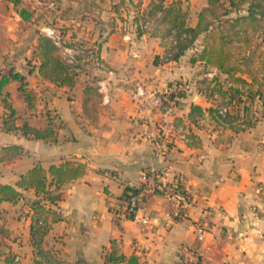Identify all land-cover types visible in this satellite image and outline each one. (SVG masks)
Instances as JSON below:
<instances>
[{"label":"crops","instance_id":"1","mask_svg":"<svg viewBox=\"0 0 264 264\" xmlns=\"http://www.w3.org/2000/svg\"><path fill=\"white\" fill-rule=\"evenodd\" d=\"M151 1L142 4V12ZM179 1L189 10L187 24L196 27L208 0ZM59 4L54 11L32 1L0 0V73L20 75L4 87L16 109L17 124L44 129L53 122L58 137L51 142L5 131L6 109L0 100V156L4 147L22 148L21 155L0 160V185L20 191L14 201L0 200V264H127L109 262L113 251L126 258L137 255L139 264H177L183 244L202 250L203 264H264V108L252 127L239 132L214 120L207 112L213 103L199 93L198 83L212 78L217 68L208 66L210 71L205 72L200 68L205 61L197 53L189 58L190 50L174 59L168 47L177 44L171 36L177 32L163 38L161 32L153 34L155 25L150 32H140L129 0H59ZM23 9L29 19L22 16ZM45 26L63 33L64 47H58L62 57L65 48L79 43L94 48L108 68L82 56L74 67L75 86L51 82L41 75L36 55ZM203 40L204 34L196 41L197 51L203 49ZM193 57H197L194 63ZM236 76L251 82L246 73ZM91 82L97 90L100 83L106 84L111 95L106 103L98 90L96 121L83 110L84 89ZM178 84L186 94L171 100L168 111L140 109L135 98L139 85L150 94H161ZM22 85L35 96L32 108L20 91ZM192 104L204 109L196 122L190 118ZM173 110L179 111L174 117ZM204 120L217 122L226 134L204 136L196 130ZM181 129L192 135L193 144L178 137ZM169 134L174 141L160 155L155 146ZM69 161L82 164L84 173L61 187L50 184L49 168ZM38 164L47 170L46 191L59 195L57 203L36 188L17 186ZM150 168L168 179L182 174L188 184L204 191L189 218L176 219L174 204L151 193L139 211L150 224L122 214L123 182L139 186L142 172ZM106 171L117 173L119 179H111ZM204 211L213 229L200 242L194 222ZM45 225L48 230L42 236L37 229Z\"/></svg>","mask_w":264,"mask_h":264},{"label":"trees","instance_id":"2","mask_svg":"<svg viewBox=\"0 0 264 264\" xmlns=\"http://www.w3.org/2000/svg\"><path fill=\"white\" fill-rule=\"evenodd\" d=\"M164 1L152 0L148 8L142 12L140 6L136 8L133 0H129V3L135 7L133 20L137 23L138 30L142 33L147 32L141 28L142 21L147 19H156V23H152L156 26L153 34L161 32L163 38L168 37L171 31L175 30L177 44L168 49L176 60L193 49L199 36L204 34V47L199 51L198 58L205 61V67L217 68L212 78L204 77L198 83L199 93L213 103L207 112L218 123L232 128L235 132L252 127L262 114L260 107L264 108V0H208V6L199 14V23L196 27L187 24L190 13L188 9L183 8L181 1L175 0L170 4H165ZM159 12L161 16L157 18ZM21 14L25 19L30 17L24 9ZM161 23L166 25L163 29L158 27ZM36 55L40 59L39 69L42 76L58 86L76 85L77 73L74 67L59 54L58 46L50 38L40 36ZM196 60L197 57H193L191 62L194 63ZM237 73L248 74L251 82L242 76H236ZM12 78L20 79V75L0 73V100L6 109L2 121L4 130L20 132L31 139L57 142V129L53 122L44 129L34 127L27 122L17 124L16 109L10 103L8 93H4V87ZM177 88V92L172 93L167 102L186 94L179 84ZM20 91L28 106L32 108L35 96L23 85ZM99 97L100 93L94 83H88L84 89L83 110L93 121L98 119L96 100ZM226 101L231 107L226 106ZM231 112L237 113L232 121ZM203 115L204 109L192 104L191 120L196 122ZM227 115L230 118L227 119ZM21 151L22 148L18 145L4 147L0 160L15 158L21 155ZM84 171L85 167L82 164H75L72 161L59 166L52 165L48 170L52 177L50 184L61 187L80 177ZM47 184V170L38 164L22 176L17 186L23 189L36 188L38 193L47 194L48 201L57 203L59 195L52 196L46 191ZM19 197L20 191L16 187L8 184L0 185V200L14 201ZM47 230L46 225L41 226L37 229V233L43 236ZM107 260L139 264L137 255L126 258L116 251H113Z\"/></svg>","mask_w":264,"mask_h":264},{"label":"built area","instance_id":"3","mask_svg":"<svg viewBox=\"0 0 264 264\" xmlns=\"http://www.w3.org/2000/svg\"><path fill=\"white\" fill-rule=\"evenodd\" d=\"M143 2V1H142ZM38 7L47 8L54 11L60 9L59 0H35ZM143 2L142 4H144ZM161 16V13H157V18ZM141 28L150 32L152 29V22L150 19L141 23ZM43 34L50 38L58 47H64V36L61 30L52 26H45L42 28ZM65 57H63L67 63L76 68L78 63V57L88 56L91 60H95L96 63L103 69H107V65L100 57L97 56L94 48H86L79 43L73 44L71 47L64 49ZM98 90L103 95V101L110 103L111 95L107 88V85L100 83ZM178 90L177 87H170L163 93H148L143 85H139L135 91V98L141 110H164L168 111L171 108L170 103L167 105L165 101ZM202 95V93H200ZM226 110V109H225ZM178 137L185 140L189 144H193L194 140L190 134L181 129ZM173 135H165L162 141H158L155 148L158 154L163 155L166 151V144L174 141ZM106 174L114 179H119L117 173L112 171H106ZM141 184L136 186L132 182L124 181L125 197L123 212L124 215L133 220H139L144 225L150 224V218L140 216L139 211L144 203L145 197L148 193L160 195L174 204L173 216L176 219H187L190 216V212L193 208L197 207L201 199L204 198V191L199 187H195L187 183L185 177L182 174H177L173 179L168 177L160 170L156 168H150L141 174ZM213 229L210 223L209 215H204L194 222V231L196 233L197 240L202 242L205 239L207 233ZM203 252L198 247L189 246L183 244L180 248L177 264H203ZM15 262H19V257H15Z\"/></svg>","mask_w":264,"mask_h":264},{"label":"rangeland","instance_id":"4","mask_svg":"<svg viewBox=\"0 0 264 264\" xmlns=\"http://www.w3.org/2000/svg\"><path fill=\"white\" fill-rule=\"evenodd\" d=\"M27 1H32V2H35V0H27ZM147 2V1H149V0H137V2H135L134 3V5L136 6V8L138 7V6H140V11H141V6H142V3L143 2ZM24 3L25 4H29L28 2H26V1H24ZM29 5H31V4H29ZM134 5H133V9H135V7H134ZM38 7V6H37ZM39 8V7H38ZM156 20V19H155ZM155 20L154 19H150V21L152 22V23H156L155 22ZM143 22V21H142ZM153 25V24H152ZM172 36V39H174V38H176L177 37V35H176V33H174L173 35H171ZM170 49H171V47H169ZM195 53H197V54H199V51H197V46H195L193 49H190V51L188 52V57L190 58V57H192V55H195ZM202 65V64H201ZM204 65V64H203ZM259 65V64H258ZM190 66V65H189ZM200 68H202L205 72L207 71H209V68L208 67H204V66H200ZM196 69H198V68H196ZM210 77H212V76H210ZM183 85H184V81H180ZM228 101V100H227ZM227 101L225 102V104H226V106L229 108V107H231L229 104H227ZM165 103L168 105L169 104V102H167V101H165ZM220 103V102H219ZM224 104V105H225ZM179 113V111L178 110H173L172 111V115H173V117L174 116H176L177 114ZM232 114V116H230V117H228V115L226 116V118L228 119V118H230V120L232 121V120H234V119H232L233 117H235L236 115H237V113H233V112H231ZM180 117L179 116H177L176 117V120L177 119H179ZM164 122V120H161V122L160 123H163ZM196 127H198L196 130H200L201 131V133L204 135V136H206V137H209L210 135L211 136H214V135H225L226 134V129L225 128H222L217 122H212V121H210V120H204L199 126H196ZM171 133H173V132H171ZM189 133V132H188ZM192 136V135H191ZM118 175V174H117ZM119 177V176H118ZM111 179H114L113 177H110ZM114 180H116V179H114ZM122 214L124 215V212H122ZM125 216V215H124ZM126 217V216H125Z\"/></svg>","mask_w":264,"mask_h":264}]
</instances>
